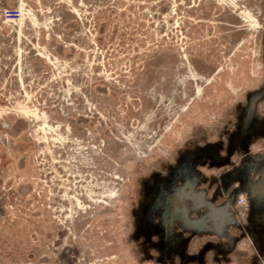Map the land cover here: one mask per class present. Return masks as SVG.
Segmentation results:
<instances>
[{
	"label": "rangeland",
	"instance_id": "rangeland-1",
	"mask_svg": "<svg viewBox=\"0 0 264 264\" xmlns=\"http://www.w3.org/2000/svg\"><path fill=\"white\" fill-rule=\"evenodd\" d=\"M263 86L264 0H0V264H150L144 181Z\"/></svg>",
	"mask_w": 264,
	"mask_h": 264
},
{
	"label": "flooded vegetation",
	"instance_id": "flooded-vegetation-1",
	"mask_svg": "<svg viewBox=\"0 0 264 264\" xmlns=\"http://www.w3.org/2000/svg\"><path fill=\"white\" fill-rule=\"evenodd\" d=\"M140 197L130 239L144 261L264 264V86L232 129L188 144Z\"/></svg>",
	"mask_w": 264,
	"mask_h": 264
}]
</instances>
